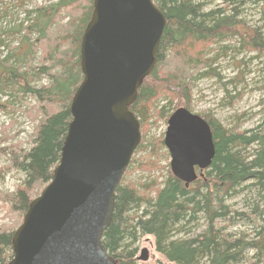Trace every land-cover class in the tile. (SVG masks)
Returning a JSON list of instances; mask_svg holds the SVG:
<instances>
[{
    "label": "trees",
    "instance_id": "1",
    "mask_svg": "<svg viewBox=\"0 0 264 264\" xmlns=\"http://www.w3.org/2000/svg\"><path fill=\"white\" fill-rule=\"evenodd\" d=\"M93 1L48 0V6L27 12L29 22L26 25L21 23L18 28L4 32L11 38L18 37V45L8 48L7 56L0 57V94L13 89L15 93L34 96L38 101L37 107L27 111L30 119L36 122L31 147L27 150L22 142H17L0 148V154L10 155L11 167L24 174L22 183L12 193L0 191V202H4L8 213L18 220H23L21 217L26 214L39 186L51 181L59 163L72 120L71 101L83 80L81 39L92 15ZM153 1L165 15L166 25L156 65L130 106L140 123L142 140L148 125L170 115L167 105L158 107L159 98L184 102L185 106L179 108L190 111L195 87L191 73L197 77L210 76L212 60L204 55L211 44L242 34L235 16H227L225 8L205 11V2L199 0ZM65 17L69 18L65 26L58 25ZM244 35L248 39L242 40L243 45L255 51L264 50V41L258 31ZM3 46L5 42L0 38V47ZM38 50L42 51V61L40 66L34 67L30 56ZM39 76L49 78V83L32 86L29 78ZM152 116L154 123H148ZM198 116L210 128L214 156L191 185L186 187L172 171L161 184L150 182L136 186L120 182L112 220L102 239L117 264H137L135 244L139 234L153 237L156 251L166 260L161 264H200L205 260L206 264H242V261L244 264L251 251L252 262L246 261V264H264V212L259 207L252 211L263 215V221L257 226L253 239L246 241L244 237H234L227 232L235 216L250 219L244 212L232 214L227 199L242 192L250 182L256 181L259 191H264V132H234L211 114ZM156 142L165 145L162 137ZM141 149L138 146L136 151ZM134 162L135 159H131L130 163ZM137 167L149 172L161 169L155 158ZM201 215L207 224L200 234L173 238V233L184 231ZM13 228L0 225V264H8L14 256Z\"/></svg>",
    "mask_w": 264,
    "mask_h": 264
},
{
    "label": "water",
    "instance_id": "2",
    "mask_svg": "<svg viewBox=\"0 0 264 264\" xmlns=\"http://www.w3.org/2000/svg\"><path fill=\"white\" fill-rule=\"evenodd\" d=\"M166 17L153 0H94L83 32V80L50 183L28 207L12 236L8 264H117L102 239L116 190L141 141L130 106L153 71ZM165 144L173 174L196 178L214 156L207 123L184 109L169 120ZM142 250L138 260L147 261Z\"/></svg>",
    "mask_w": 264,
    "mask_h": 264
},
{
    "label": "rangeland",
    "instance_id": "3",
    "mask_svg": "<svg viewBox=\"0 0 264 264\" xmlns=\"http://www.w3.org/2000/svg\"><path fill=\"white\" fill-rule=\"evenodd\" d=\"M199 1L205 2L206 11L225 8L227 16H235L242 34L237 35V33L226 38L222 43L211 44L207 55H204L205 58L212 60L210 76L197 77L189 70V73L194 74L195 79L189 109L198 115L211 114L224 127L234 132L248 130L264 132V50L255 51L242 44L243 39H248L244 34L252 35L255 30L260 33L264 41V0ZM48 5V0H0V38L5 40V47H0V57L8 55L9 49L18 45V37L15 39L8 37L4 32L18 28L19 24L24 23L28 11ZM68 21L69 18L65 17L58 22V25L65 26ZM42 56L41 50L33 53L30 56L31 65L40 66ZM29 79L32 81V86L36 87L49 83V78L43 76ZM5 92L0 94V148L22 142L23 148L28 150L32 145L36 122L30 119L27 111L37 107L36 102L31 96L21 92L15 93L13 89ZM157 103L158 107L167 105L170 115L173 113L172 109L185 106L184 102L177 100L171 102L168 97L163 96ZM170 115L166 119L148 125L143 140L141 137L138 145L142 149L140 152H134L132 159H135V162L130 163L125 171L121 180L123 184L128 182L136 186L150 182L161 184L171 173V156L167 147L160 146L156 142L161 137L164 140ZM154 121L155 117L152 116L148 123ZM10 158L6 153L0 154V191L5 193H12L24 179L23 172L11 167ZM154 158L161 166L160 170L154 169L149 172L138 169L139 163ZM48 184L39 186L34 198L39 196ZM255 184L256 181L247 183L245 185L247 187L242 192L227 199L232 214L244 212L250 216V219L235 216L227 229V232L232 233L234 237H244L246 241L254 238L257 226L263 221V215H258V212L253 214L252 211L255 207H259V210L264 212V191H259ZM22 222L23 220H18L14 214H9L4 202H0V225L13 226L12 230L16 231ZM205 228L206 221L201 215L200 219L188 225L184 231L173 233V238L196 237ZM135 247L138 248V259L142 250H147L149 255L147 261L138 260L137 264L166 262L164 256L156 251L152 236H140ZM252 255L253 251L248 253L246 261L252 262ZM206 263L205 260L200 264Z\"/></svg>",
    "mask_w": 264,
    "mask_h": 264
},
{
    "label": "flooded vegetation",
    "instance_id": "4",
    "mask_svg": "<svg viewBox=\"0 0 264 264\" xmlns=\"http://www.w3.org/2000/svg\"><path fill=\"white\" fill-rule=\"evenodd\" d=\"M178 109V108H177ZM180 109H182V108H179V110ZM177 111V110H176ZM175 111V112H176ZM174 112V113H175ZM192 114V113H191ZM192 115H194V114H192ZM194 116H196V114L194 115ZM198 116V115H197ZM199 118H201L202 119V117H200V116H198ZM171 118V117H170ZM170 118L168 119V127H167V130H166V133H165V137H166V134H167V132L169 131V127H170V124H169V120H170ZM165 146H166V144H165ZM167 147V146H166ZM167 150H168V152H169V154H170V156H171V152H170V150H169V148L167 147ZM171 162H172V157H171V161H170V168H172L171 167ZM208 167V166H207ZM206 170V168H203V169H201L199 166H196L195 167V172H196V174H197V176L196 177H199V176H201L202 174H201V171H205ZM178 178H180V177H178ZM181 179V178H180ZM181 180H183V179H181ZM195 180V179H194ZM184 182H185V185L187 184L186 183V181L185 180H183ZM192 181L193 180H191V181H189L188 182V185H191L192 184ZM188 185H186V187L188 186Z\"/></svg>",
    "mask_w": 264,
    "mask_h": 264
},
{
    "label": "bare ground",
    "instance_id": "5",
    "mask_svg": "<svg viewBox=\"0 0 264 264\" xmlns=\"http://www.w3.org/2000/svg\"><path fill=\"white\" fill-rule=\"evenodd\" d=\"M205 7H206V6H205ZM36 9H37V8H36ZM204 9H206V8H204ZM205 11H206V10H205ZM33 17H34V15L31 16V18H33ZM28 22H29V20H28V21L25 20V21H24V24L26 25ZM19 25H20V24H19ZM4 34H5V33H4ZM5 35H7V34H5ZM7 36H8V35H7ZM8 37H11V36H8ZM224 41H225V39H224ZM4 42H5V40H4ZM3 47H5V46H3ZM6 56H7V55H6ZM4 57H5V56H4ZM25 95H29V94H25ZM29 96H31V95H29ZM31 97L34 98V96H31ZM34 100H35L36 103L38 102V101H37V98H34ZM252 131H253V132H259V131H254V130H248V132H252ZM243 132H244V131H243ZM260 132H261V131H260ZM252 148H253V147H252ZM249 151H250V153L252 152L251 149H248V152H249ZM252 153H253V152H252ZM252 153H251V154H252ZM255 186H258V190H259V185H255ZM202 218L205 219L204 217H202ZM199 219H200V218H199ZM205 221H206V220H205ZM206 224H207V221H206ZM256 230H257V229H256ZM186 231H187V230H186ZM186 231H185V232H186ZM140 236H146V235H140V234H139V237H140ZM147 236H149V235H147ZM242 264H243V261H242ZM244 264H246V260H244Z\"/></svg>",
    "mask_w": 264,
    "mask_h": 264
}]
</instances>
